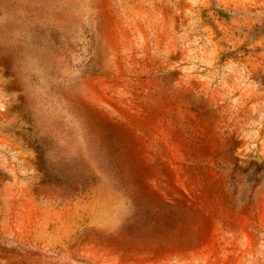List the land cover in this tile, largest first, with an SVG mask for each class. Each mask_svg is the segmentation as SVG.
Here are the masks:
<instances>
[{
    "label": "rangeland",
    "instance_id": "rangeland-1",
    "mask_svg": "<svg viewBox=\"0 0 264 264\" xmlns=\"http://www.w3.org/2000/svg\"><path fill=\"white\" fill-rule=\"evenodd\" d=\"M0 264H264V0H0Z\"/></svg>",
    "mask_w": 264,
    "mask_h": 264
}]
</instances>
